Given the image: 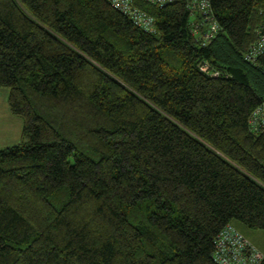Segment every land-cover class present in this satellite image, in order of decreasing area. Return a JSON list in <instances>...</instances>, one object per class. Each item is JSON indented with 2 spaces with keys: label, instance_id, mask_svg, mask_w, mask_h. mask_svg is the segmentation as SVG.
<instances>
[{
  "label": "trees",
  "instance_id": "1",
  "mask_svg": "<svg viewBox=\"0 0 264 264\" xmlns=\"http://www.w3.org/2000/svg\"><path fill=\"white\" fill-rule=\"evenodd\" d=\"M210 2L204 45L189 0L143 5L154 34L104 0H0L25 140L0 151V264H216L227 226L264 231V0Z\"/></svg>",
  "mask_w": 264,
  "mask_h": 264
},
{
  "label": "built area",
  "instance_id": "2",
  "mask_svg": "<svg viewBox=\"0 0 264 264\" xmlns=\"http://www.w3.org/2000/svg\"><path fill=\"white\" fill-rule=\"evenodd\" d=\"M116 12L130 19L132 24L146 33H156V20L142 6L165 8L175 0H104ZM210 0H189V10L196 18L193 23L195 35L202 36L204 45L211 44L220 34L221 28L213 16ZM201 30H205L204 33ZM264 52V38L252 47L246 57L253 62ZM206 72V66L202 68ZM209 73V72H207ZM218 77V74H215ZM250 125L254 133H264V105L251 117ZM213 259L216 264H264V253L259 251L233 225L217 238Z\"/></svg>",
  "mask_w": 264,
  "mask_h": 264
},
{
  "label": "rangeland",
  "instance_id": "3",
  "mask_svg": "<svg viewBox=\"0 0 264 264\" xmlns=\"http://www.w3.org/2000/svg\"><path fill=\"white\" fill-rule=\"evenodd\" d=\"M9 94V89L0 88V151L13 148L25 141L23 139L24 121L11 114L8 104ZM232 225L264 253V231L251 230L236 221Z\"/></svg>",
  "mask_w": 264,
  "mask_h": 264
}]
</instances>
